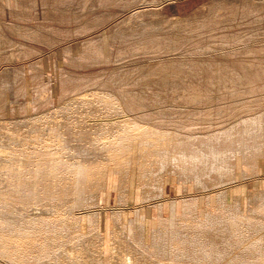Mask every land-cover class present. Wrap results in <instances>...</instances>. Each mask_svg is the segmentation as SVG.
Wrapping results in <instances>:
<instances>
[{"label":"bare ground","instance_id":"6f19581e","mask_svg":"<svg viewBox=\"0 0 264 264\" xmlns=\"http://www.w3.org/2000/svg\"><path fill=\"white\" fill-rule=\"evenodd\" d=\"M22 3L11 0L28 6ZM3 29L0 23V41L7 40ZM8 29L20 33V27ZM90 92L46 114L0 118V264H264V183L258 177L264 115L206 140L179 139L134 117L136 100L114 101L111 90L106 96ZM110 170L118 176L112 186L118 207L106 235L98 229L97 209ZM132 170L136 203L123 222ZM238 173L242 182H253L245 198L233 192ZM206 174H212L209 181L202 179ZM172 177L184 195L180 206L168 201L164 216V182ZM183 180L193 195L185 196ZM145 205L156 212L152 228L140 212Z\"/></svg>","mask_w":264,"mask_h":264},{"label":"rangeland","instance_id":"374dc122","mask_svg":"<svg viewBox=\"0 0 264 264\" xmlns=\"http://www.w3.org/2000/svg\"><path fill=\"white\" fill-rule=\"evenodd\" d=\"M5 5L9 12L0 6L7 39L0 41L1 119L35 117L82 93L106 96L108 90L122 103L136 100L139 105L131 109L139 113L132 115L140 122L163 126L179 139L206 140L237 121L264 115V0H42L26 7L5 0ZM10 26L20 27V33ZM36 34L40 37L34 41ZM262 166L261 160L263 185ZM134 174L123 222L136 203ZM211 175L202 179L209 181ZM117 180L110 170L108 187L100 194L98 229L106 235L110 212L118 207L112 189ZM176 182L173 177L164 182V216L168 201L175 198L180 206L183 198ZM236 182L233 192L245 198L253 182H242L239 173ZM193 194L188 184L185 196ZM198 197L204 207V195ZM140 212L152 228L154 208L145 205ZM104 250L110 251L108 244Z\"/></svg>","mask_w":264,"mask_h":264}]
</instances>
